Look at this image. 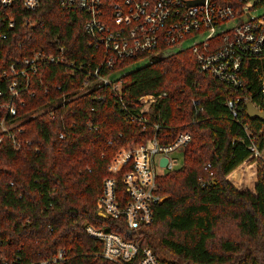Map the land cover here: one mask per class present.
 Here are the masks:
<instances>
[{
    "label": "trees",
    "instance_id": "16d2710c",
    "mask_svg": "<svg viewBox=\"0 0 264 264\" xmlns=\"http://www.w3.org/2000/svg\"><path fill=\"white\" fill-rule=\"evenodd\" d=\"M87 18L60 0H40L35 12L0 7V104L12 97L13 61L62 49L67 59L19 77L30 92L24 105L17 102L16 116L0 110L9 127L0 130V264H39L60 250L59 264H116L101 256L88 226L141 238L163 264H264V121L247 114L249 100L264 111V59L245 61L244 86L235 89L201 71L186 47L110 79L113 88L101 78L141 59L101 66L104 51L91 45ZM146 95L157 99L144 109ZM238 98L241 123L228 107ZM181 133L192 140L182 163L157 180L164 200L153 222L129 234L123 220L101 216L97 200L118 151ZM249 184L253 191H243Z\"/></svg>",
    "mask_w": 264,
    "mask_h": 264
},
{
    "label": "built area",
    "instance_id": "2783aa9c",
    "mask_svg": "<svg viewBox=\"0 0 264 264\" xmlns=\"http://www.w3.org/2000/svg\"><path fill=\"white\" fill-rule=\"evenodd\" d=\"M18 4L31 12L40 8V0H0V7L4 9ZM60 4L64 9L87 13L84 29L91 36V45L103 49L101 66L108 70H113L121 60L147 59L150 62L163 53L188 47L201 71L241 89L245 61L264 59V14L256 17L249 14L254 8H264V0H60ZM9 26L12 28L14 22ZM5 38L6 35L1 34L0 46ZM66 63L63 49L56 55L36 53L31 58L13 61L9 74L14 77L10 85L12 97L7 103L0 104V110L16 116L17 102L24 105L21 95L30 92L28 84L22 86L19 77L27 78L28 72H36L40 64ZM99 73L100 68L94 72L95 76ZM101 80L112 85L108 76ZM259 81L264 97V75L259 74ZM156 99L155 95H146L140 102L146 109ZM240 101L239 98L228 101L238 122ZM194 104L198 106L199 102L194 101ZM0 130L9 132L5 120L0 121ZM191 140L190 133H181L168 144L154 137L143 144L123 147L109 165L110 176L103 181L102 194L97 200L99 214L123 220L129 234L150 225L154 206L164 200L158 193L157 180L161 174L178 166L179 161L174 156L182 153ZM251 149L258 157L262 156L256 146ZM164 158L167 163L162 165ZM113 162L115 166H112ZM208 167L210 165L206 169ZM121 184L125 188V197L119 188ZM87 232L101 242V256L108 261L163 264L153 249H142L140 238L125 239L116 232L102 231L94 226H88ZM65 255V250H60L39 264H59Z\"/></svg>",
    "mask_w": 264,
    "mask_h": 264
},
{
    "label": "rangeland",
    "instance_id": "374dc122",
    "mask_svg": "<svg viewBox=\"0 0 264 264\" xmlns=\"http://www.w3.org/2000/svg\"><path fill=\"white\" fill-rule=\"evenodd\" d=\"M249 14L253 17H256V16H262L264 14V8H261V7H258V8H254L252 10L249 11ZM147 64H149V60L147 59H141V60H138L136 61L134 64L130 65L129 67L123 69V70H120V71H117L115 72L114 74H112L109 78L111 80H114L116 78H119L121 77L122 75L126 74V73H129L133 70H136L140 67H143V66H146ZM119 152V151H118ZM118 154V153H117ZM175 158L178 159L179 163H182V160H183V155L180 154V153H177L175 156ZM112 166H115L114 165V162H113V165ZM249 171V170H248ZM242 190H250V191H253V186L252 184H249L247 186H244V188H242ZM223 234L227 235L228 237H235V234H234V230L232 229H227ZM229 234H232V235H229ZM141 239V238H140ZM142 240V239H141Z\"/></svg>",
    "mask_w": 264,
    "mask_h": 264
},
{
    "label": "water",
    "instance_id": "95a60500",
    "mask_svg": "<svg viewBox=\"0 0 264 264\" xmlns=\"http://www.w3.org/2000/svg\"><path fill=\"white\" fill-rule=\"evenodd\" d=\"M247 114L251 119L264 121V111L259 110L252 102H247ZM167 163V159L162 160V165Z\"/></svg>",
    "mask_w": 264,
    "mask_h": 264
}]
</instances>
